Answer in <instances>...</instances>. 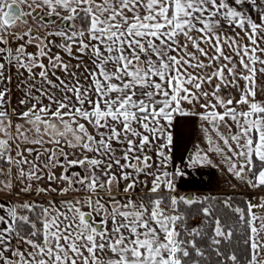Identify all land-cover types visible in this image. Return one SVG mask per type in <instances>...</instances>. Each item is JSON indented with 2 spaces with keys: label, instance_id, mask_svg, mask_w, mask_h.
<instances>
[{
  "label": "crops",
  "instance_id": "0c3cea01",
  "mask_svg": "<svg viewBox=\"0 0 264 264\" xmlns=\"http://www.w3.org/2000/svg\"><path fill=\"white\" fill-rule=\"evenodd\" d=\"M146 3L125 26L87 10L100 27L31 67L0 52V264H177L159 203L197 187L246 196L264 264V0ZM16 199L48 212L42 245Z\"/></svg>",
  "mask_w": 264,
  "mask_h": 264
},
{
  "label": "rangeland",
  "instance_id": "374dc122",
  "mask_svg": "<svg viewBox=\"0 0 264 264\" xmlns=\"http://www.w3.org/2000/svg\"><path fill=\"white\" fill-rule=\"evenodd\" d=\"M64 1V0H62ZM69 0H67L68 2ZM88 1V2H87ZM65 2V1H64ZM59 0H0V52L5 55L6 59L8 60L9 64H14L16 66H25L28 67L33 65L35 62L32 60L33 58H46L49 56V54L44 53V49H48L49 47L53 46V44H57L60 47L67 46L70 43H77L82 42V39L87 35L88 31L94 26L100 27V23H98L99 18H96V22L93 24L92 17L86 12L87 10H92L97 12V16L100 15L101 19L103 21H110V23H120V25H127L129 21H134V19H131L130 17L133 16V12L135 11H143L144 9H149V5L146 3V0H99L96 2H93L92 0H75V2L71 5L67 10V7L62 5L60 3V6L57 7V4H59ZM11 4L19 5L21 10L23 11V15L25 18H27L26 22H23L24 18L21 20L17 19L15 23H11L9 25H6L3 22V19H1L3 11H5V8H7ZM70 4V3H69ZM68 5V3H66ZM171 7L172 10V0H168V10ZM58 8V9H57ZM8 9V8H7ZM67 12H63V11ZM61 11V12H59ZM110 11V12H109ZM115 12V14H113ZM110 13L111 17L112 14L116 18H111L110 15L108 17L106 16L107 13ZM126 13V17H124V14ZM171 11L169 12V15L171 16ZM78 14V15H77ZM131 15V16H130ZM96 16V17H97ZM13 17V16H11ZM64 18H67L71 23L72 27H66L62 26L58 28V25L61 24V22L64 20ZM55 20V21H54ZM144 18L139 17L136 18L135 21L137 23H142ZM122 22H125L124 24ZM37 32L38 35H35ZM49 46V47H47ZM39 51V52H38ZM34 54V55H33ZM36 54V57H35ZM53 64V63H51ZM15 82H13L14 84ZM27 84V83H26ZM0 89L1 86H0ZM11 89V88H10ZM6 164L5 162L0 161V165ZM188 195V194H186ZM208 195L211 194H194L192 196L197 197V199L206 198ZM202 196V197H200ZM204 196V197H203ZM183 199V198H182ZM18 204V207L21 208L18 210V216L20 218H24V220H27V214H21L22 210H31L34 206L35 209H39L40 213V224L39 226L35 227V234H38L42 237H44V227L45 224L50 220L49 214L46 210L41 209L39 206H31L28 205L27 199H16ZM175 200L176 199H170V206H167L164 202L160 201L159 207H164V213L166 214L172 228L174 227L173 222L178 219V213L175 209ZM31 207V209H29ZM33 208V209H34ZM157 210V207H155ZM17 212V211H16ZM176 222V221H175ZM201 222V220L197 221L195 224H198ZM178 228V226H176ZM195 232L197 230V226L193 229ZM217 235L219 233L217 230H215ZM175 239L177 236V231L175 234H173ZM80 237L74 238V248L75 245H80ZM31 240V239H30ZM36 243V242H35ZM38 244H43L42 242H39ZM61 245L59 243L58 245ZM78 248V247H77ZM80 249V247H79ZM63 252L69 251L67 248L63 249L61 248ZM50 251L49 249H46V252ZM68 253V252H67ZM43 255V254H42ZM40 257H43V256ZM37 259H41L39 257H35ZM42 260V259H41ZM27 263L30 262V264H37L36 262L33 263V258L28 259L26 261ZM26 263V264H27Z\"/></svg>",
  "mask_w": 264,
  "mask_h": 264
},
{
  "label": "trees",
  "instance_id": "16d2710c",
  "mask_svg": "<svg viewBox=\"0 0 264 264\" xmlns=\"http://www.w3.org/2000/svg\"><path fill=\"white\" fill-rule=\"evenodd\" d=\"M171 7L169 8V12ZM161 201L170 206L171 197L163 195ZM151 202L160 195H143ZM178 219L173 224L177 264H249L252 251V216L247 198L242 194H211L197 199L190 194L175 200ZM165 212V211H164ZM27 220L14 221V233L21 238L41 242L43 237L34 234L39 226V209L22 210ZM166 215V214H165ZM201 220L198 224L197 221ZM178 226V228L176 227ZM197 226L196 232L193 230ZM219 235H217V233Z\"/></svg>",
  "mask_w": 264,
  "mask_h": 264
},
{
  "label": "flooded vegetation",
  "instance_id": "af4514ba",
  "mask_svg": "<svg viewBox=\"0 0 264 264\" xmlns=\"http://www.w3.org/2000/svg\"><path fill=\"white\" fill-rule=\"evenodd\" d=\"M17 6L19 7V5L17 4ZM7 8H8V4H7ZM7 8H5V11H3L2 12V14L5 12H7ZM13 8V7H12ZM19 9V14L17 15V16H15V17H10V19H12L11 21V23H15L16 22V20L17 19H19V20H21V18L23 19L24 18V20H23V22H26L27 21V18H25L24 17V13H23V11L21 10V8L19 7L18 8ZM15 11V10H14ZM13 11V12H14ZM78 15V14H77ZM1 19H2V17H1ZM22 21V20H21ZM55 21V20H54ZM11 23H9V24H11ZM64 27V26H66V27H72V23L67 19V18H64V20L61 22V24L60 25H58V28L59 27ZM35 35H38V36H40L39 34H37V32H36V34Z\"/></svg>",
  "mask_w": 264,
  "mask_h": 264
},
{
  "label": "water",
  "instance_id": "95a60500",
  "mask_svg": "<svg viewBox=\"0 0 264 264\" xmlns=\"http://www.w3.org/2000/svg\"><path fill=\"white\" fill-rule=\"evenodd\" d=\"M13 7V8H12ZM19 7L15 4H11L8 6L7 12L2 15L3 22L8 25L11 23L12 19H10L11 16L15 17L19 14ZM15 10V11H14ZM14 11V12H13ZM86 220H89L88 216L84 217Z\"/></svg>",
  "mask_w": 264,
  "mask_h": 264
},
{
  "label": "built area",
  "instance_id": "2783aa9c",
  "mask_svg": "<svg viewBox=\"0 0 264 264\" xmlns=\"http://www.w3.org/2000/svg\"><path fill=\"white\" fill-rule=\"evenodd\" d=\"M197 191H198V192L200 191V188H199V187H197Z\"/></svg>",
  "mask_w": 264,
  "mask_h": 264
}]
</instances>
